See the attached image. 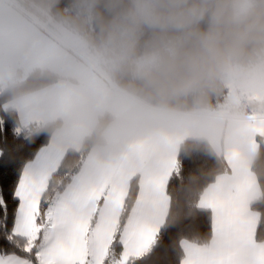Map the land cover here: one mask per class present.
Segmentation results:
<instances>
[{"label":"clouds","instance_id":"clouds-1","mask_svg":"<svg viewBox=\"0 0 264 264\" xmlns=\"http://www.w3.org/2000/svg\"><path fill=\"white\" fill-rule=\"evenodd\" d=\"M5 28L0 57L30 56L41 76L68 78L72 95L46 107L65 105L59 114L86 124L101 155L140 141L167 154L169 140L189 158L213 154L211 173L205 161L180 178L193 203L223 154L246 150L249 110L264 114V0H120L100 39L69 37L85 54L71 67L64 49H33ZM174 205L168 195L163 223L182 218Z\"/></svg>","mask_w":264,"mask_h":264},{"label":"snow or ice","instance_id":"snow-or-ice-1","mask_svg":"<svg viewBox=\"0 0 264 264\" xmlns=\"http://www.w3.org/2000/svg\"><path fill=\"white\" fill-rule=\"evenodd\" d=\"M242 133L246 150L225 152L200 195L199 207L213 212L211 238L203 246L183 242V264H264V213L250 209L264 198V114ZM12 163L0 152V169ZM179 172L177 158L149 143L73 171L55 152H43L13 189L0 185V240L8 241L0 264H134L155 242L167 184Z\"/></svg>","mask_w":264,"mask_h":264},{"label":"trees","instance_id":"trees-1","mask_svg":"<svg viewBox=\"0 0 264 264\" xmlns=\"http://www.w3.org/2000/svg\"><path fill=\"white\" fill-rule=\"evenodd\" d=\"M30 12L39 16L42 21L49 22L58 30H64L71 37L87 36L100 39L113 23L117 15L120 0H18ZM59 80V77L41 76L39 71L29 74L18 87H9L0 95V152L10 155L13 163L0 169V185L5 189H13L21 178L27 163L32 161L37 153L47 146L53 133L60 128L61 122L42 126L31 124L23 126L18 113L14 110L3 109L4 103L29 94ZM97 146L95 136L87 138L81 149L70 150L62 161L65 170H80L87 155ZM178 160L179 175H173L168 185V194L175 200L174 207L182 213L177 222L163 224L157 235L153 247L143 257L135 260L134 264H182L185 252L182 247L184 241L195 244H206L212 235L213 216L211 211L202 210L198 203L201 193L215 180V175H207L201 182L200 195L196 202L190 201L182 190V180L189 171L207 161V171L219 167L218 159L211 153L204 152L201 156L189 158L180 149ZM264 160V153L261 154ZM178 186L181 190H177ZM18 203V202H16ZM252 210L264 213V198L252 204ZM13 216L12 225L14 226ZM7 230L11 226L5 221ZM0 240V248L8 244L7 238ZM259 239V238H258ZM5 250H7L5 248ZM117 246V252H121Z\"/></svg>","mask_w":264,"mask_h":264},{"label":"crops","instance_id":"crops-1","mask_svg":"<svg viewBox=\"0 0 264 264\" xmlns=\"http://www.w3.org/2000/svg\"><path fill=\"white\" fill-rule=\"evenodd\" d=\"M5 1L7 2L5 4V15H10L11 14L10 12H15L19 15V19H16V20L5 19V23H6V21L8 23H10L11 28H13L11 30L17 38L20 37L19 35L22 34L23 31L29 30V32L32 34L31 37L34 36L37 39H39L40 41H44V42L46 41V46H44L42 48L56 49V48H52L50 43L48 42V40H46V39H49L51 42H54V44H56L57 47L64 49L66 52L69 50L71 52L70 53L71 58L73 56L72 54H74L77 57L78 61L85 58V56L79 52L80 50L77 53V52H75V50L73 51V49L72 50L67 49L65 47V45L62 44L63 42L61 43L60 41H58L56 39L55 36L51 35L47 31H45L26 12L21 10L18 6L11 4L7 0H5ZM5 32H6V30H5ZM62 33L65 34L67 37H69V36L71 37V35L69 33H67L66 31H62ZM31 47L34 49L32 43H31ZM26 60H27V64L25 66L23 64H21V67H20V66L12 64L13 67H15V70H13V71H15L16 75L18 74L19 71H20L21 76H25V74H28V73L31 74L34 71H39L38 64L34 63L36 59H33L30 56H26ZM22 61H23V56H22ZM11 76L13 77L12 74H11ZM12 81L13 80H11L10 82H12ZM73 92H74V88H73L71 81L68 78L60 77V79L57 82H55L49 86H46L44 88H41V89L36 90L34 92H31L29 94L20 96L18 98H15V99L10 100V101L5 103L8 106L7 110H14L18 113L19 120L23 126H28L31 124H39L42 126H46V125L54 124L56 122L62 123L60 128H58L53 133V136H52L50 143L47 146L43 147L37 153L35 158L26 164L25 168L27 167V165L35 162L37 160V158L43 152H55L58 155V157L62 163L65 156L67 155V153L70 150L81 149L84 141L93 135V133L91 132V130L88 128V126L86 124L79 122V121H66L59 114V111H62L64 109L65 105L62 104L60 106V109L58 112L49 111L48 108L46 107L47 100L49 97L59 96L63 99H67L69 96L72 95ZM144 143H149V142L140 141V142L130 144L126 149H124L118 153L109 155V156L101 155V153L98 151L97 146H95L91 149V151L87 155V157H86L81 168H84L86 166H89L90 164H94V163H98V162H105L106 163V162H111L113 160L119 159L121 157L126 156L132 150V148L134 146L144 144ZM167 143L170 146V151H171L172 155L178 159L179 152H180V149L177 148L178 141L177 140H169V141H167ZM149 144H151V143H149ZM151 145H153V144H151ZM153 146L158 151L157 147L155 145H153ZM25 168H24V170H25ZM24 170H23V172H24ZM23 172H22V174H23ZM21 177H22V175H21ZM168 185H169V182H168L167 187H166V194L167 195H169L168 194ZM255 202H253V203H255ZM252 204L250 205L251 210H252V208H251ZM198 206H199V203H198ZM199 208L202 210L211 211L212 216H213V212L211 209H204L201 207H199ZM163 224H161V226L159 227L157 235L159 234ZM157 235H156V237H157ZM187 242H189V241H187ZM189 243H192V242H189ZM193 244H195V243H193ZM196 245L197 246H203V245H199V244H196ZM152 247H153V245H152ZM182 247H183V243H182ZM151 248H150V250H151ZM183 250L185 252L184 247H183ZM185 259H186V252H185L184 260ZM182 264H183V262H182Z\"/></svg>","mask_w":264,"mask_h":264},{"label":"rangeland","instance_id":"rangeland-1","mask_svg":"<svg viewBox=\"0 0 264 264\" xmlns=\"http://www.w3.org/2000/svg\"><path fill=\"white\" fill-rule=\"evenodd\" d=\"M15 1L17 2V4L19 5L20 8H22L23 10H25L26 12H28L29 14H31L33 17L37 18L40 21L43 20L39 16H37L35 13H32L28 9H26L25 7H23L20 4V2H18V0H15ZM6 3L7 2L5 0H0V51H2L3 44H4V40H5V34H6V32H5V30H6V28H5V19H7V20H16V19H19V15L17 13H15V12H10L11 13L10 15H5V4ZM11 29H13V28H11ZM19 36H20L19 38L16 37L18 41L26 40L30 44L32 43L34 49H40V48L46 46V41L45 42L44 41H40L39 39H37L34 36L31 37L32 34L29 32V30L23 31V33L20 34ZM69 37H67L65 35V38H66V40L68 42H69ZM46 40H48V42L50 43V45H51L52 48L61 49V48L57 47V45L54 44V42H51L49 39H46ZM57 40L60 41L59 39H57ZM62 44L65 45V47L67 49H71L72 50V48L69 47L68 45H66L64 43H62ZM70 44L76 50H78V51L80 50L74 43H70ZM79 52L85 56V54L81 50ZM70 53L71 52L69 50L66 52V56H67V59H68V66L69 67H71L72 65H75L76 63L79 62L77 60V57L74 54H72L73 56L71 58V54ZM23 61H22V56H21V57L14 58L11 62H9V63L6 64L5 61L3 60V58L0 57V95L3 94V92L6 91V89H8L9 87H11V86H9L10 83L16 82V83L19 84V83H22V82H24L26 80V78L28 77V74L29 73L28 74H25V76H21L20 75V71L18 72L17 75L15 74V71H13V70H15V67H13V65H17V66H20L21 67V64H23L24 66L27 64L26 56H23ZM34 63L35 64H38L39 61L38 60H35ZM10 73L13 75V77L11 76ZM64 78H66V77H64ZM59 79H60V77H59ZM11 80H13V81L10 82ZM3 109H5V110L8 109L7 104L4 103ZM260 114H262V113L255 112L252 109L249 110L250 118L253 117V116H258Z\"/></svg>","mask_w":264,"mask_h":264},{"label":"built area","instance_id":"built-area-1","mask_svg":"<svg viewBox=\"0 0 264 264\" xmlns=\"http://www.w3.org/2000/svg\"><path fill=\"white\" fill-rule=\"evenodd\" d=\"M8 2H10L11 4H14L15 6L19 5L17 4V2L15 0H7ZM20 8V7H19ZM21 10H23L22 8H20ZM24 12H26L25 10H23ZM33 20H35L38 25H40L45 31H47L48 33H50L51 35L55 36L57 39H59L61 42H63L64 44L68 45L69 47H71L73 50H75L76 52H78V50H76L65 38V34L62 33V31L64 30H58L57 28L53 27L49 22H45V21H40L37 18L33 17L31 14H29L28 12H26Z\"/></svg>","mask_w":264,"mask_h":264}]
</instances>
